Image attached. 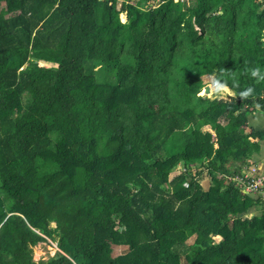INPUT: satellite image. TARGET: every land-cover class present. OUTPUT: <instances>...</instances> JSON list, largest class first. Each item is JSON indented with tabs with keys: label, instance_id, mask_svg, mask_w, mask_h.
Listing matches in <instances>:
<instances>
[{
	"label": "trees",
	"instance_id": "obj_1",
	"mask_svg": "<svg viewBox=\"0 0 264 264\" xmlns=\"http://www.w3.org/2000/svg\"><path fill=\"white\" fill-rule=\"evenodd\" d=\"M192 1L0 0V264H264V9Z\"/></svg>",
	"mask_w": 264,
	"mask_h": 264
},
{
	"label": "crops",
	"instance_id": "obj_2",
	"mask_svg": "<svg viewBox=\"0 0 264 264\" xmlns=\"http://www.w3.org/2000/svg\"><path fill=\"white\" fill-rule=\"evenodd\" d=\"M215 88V86L213 85ZM228 92V91H227ZM227 96H231L230 93ZM248 129L247 132L250 129H253L255 131H261L263 133L261 141L259 142V152L252 155L249 165H253L256 167V173L257 174H263L264 173V110H261V113H254L249 115L248 117ZM264 210V201H261V204L258 206L250 208L249 212L247 213V217H252L257 214H260V212Z\"/></svg>",
	"mask_w": 264,
	"mask_h": 264
},
{
	"label": "rangeland",
	"instance_id": "obj_3",
	"mask_svg": "<svg viewBox=\"0 0 264 264\" xmlns=\"http://www.w3.org/2000/svg\"><path fill=\"white\" fill-rule=\"evenodd\" d=\"M174 1H177V0H174ZM182 2L185 4L186 7H189L191 3H193L192 0H182ZM120 20L121 21L125 20L124 14L120 15ZM39 66H47V67H53V68L56 67V65L54 64H42V63H39ZM207 80H208L207 78L203 79L204 82H206ZM209 85H210V94L207 95V97H209L215 89L211 84ZM225 93H229V92L225 91ZM200 95H204L203 90L201 91ZM227 95L226 96L220 95L217 98L228 99ZM246 132L247 130H245V133ZM55 251H56L55 243L51 242L50 240H47V242L45 243H39L38 245H36V247L32 249L33 260L34 261L46 260L48 257L52 256ZM119 252H120V249L115 250V254H118Z\"/></svg>",
	"mask_w": 264,
	"mask_h": 264
},
{
	"label": "built area",
	"instance_id": "obj_4",
	"mask_svg": "<svg viewBox=\"0 0 264 264\" xmlns=\"http://www.w3.org/2000/svg\"><path fill=\"white\" fill-rule=\"evenodd\" d=\"M260 2H261L262 9H264V0H260ZM263 34H264V30H263ZM246 176H249V175H246ZM248 183H251V184H248ZM248 183L246 184L244 193L249 194L251 196L260 195L261 198L264 199V173L257 175L253 180L249 181Z\"/></svg>",
	"mask_w": 264,
	"mask_h": 264
},
{
	"label": "water",
	"instance_id": "obj_5",
	"mask_svg": "<svg viewBox=\"0 0 264 264\" xmlns=\"http://www.w3.org/2000/svg\"><path fill=\"white\" fill-rule=\"evenodd\" d=\"M203 94H204V96H207V95L210 94V88H209V86H205L203 88Z\"/></svg>",
	"mask_w": 264,
	"mask_h": 264
}]
</instances>
